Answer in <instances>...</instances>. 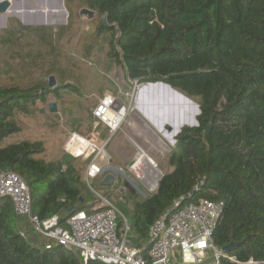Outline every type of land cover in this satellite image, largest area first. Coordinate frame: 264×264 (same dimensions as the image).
<instances>
[{
	"label": "trees",
	"instance_id": "obj_1",
	"mask_svg": "<svg viewBox=\"0 0 264 264\" xmlns=\"http://www.w3.org/2000/svg\"><path fill=\"white\" fill-rule=\"evenodd\" d=\"M78 1L80 10L95 13L88 50L108 34V58L121 68L128 86L161 82L198 104L197 126H183L175 136L167 159L171 171L153 194L122 213L131 245L144 255L153 223L174 200L184 197V204L189 196L190 201L224 203L212 235L216 247L232 246L228 256L239 262H264V0ZM16 23L8 22L0 43L18 46L31 35L48 46L52 59L59 55L50 28ZM48 65L41 78H32L35 66L17 80L0 83V171L22 178L34 215L41 220L56 216L64 227L92 200L73 159H36L45 151L39 141L2 145L18 132L15 112L27 115L49 94L74 90L57 59ZM50 76L57 79L54 89L47 86ZM44 246L15 215L11 200L0 199V264H81L76 252ZM220 264L235 263L222 259Z\"/></svg>",
	"mask_w": 264,
	"mask_h": 264
},
{
	"label": "rangeland",
	"instance_id": "obj_2",
	"mask_svg": "<svg viewBox=\"0 0 264 264\" xmlns=\"http://www.w3.org/2000/svg\"><path fill=\"white\" fill-rule=\"evenodd\" d=\"M7 1L8 9L4 14H0V38L3 37V31L9 27L10 20L17 26L16 22L22 24L21 20L28 24L25 26L50 28V41L59 52L53 59H57L66 72L74 90H62L57 95L49 94L45 100L36 101L30 106L27 115L15 112L12 121L16 124L18 132L5 138L2 145L39 141L43 143L45 151L35 158L54 162L60 156L66 155L59 149L63 138L71 132L69 130L84 124L91 128L94 108L105 94L114 95L121 104L129 108V115L121 130L106 146V152L113 154H110L112 161L107 172L116 177L115 185H91L96 192L115 204L121 213H130L134 202L153 194L156 190L149 191L145 183L135 178L131 166L136 157L140 152L145 154L160 175L170 172L167 159L175 147V136L181 127L189 126L191 117L194 121L197 100L187 98L177 91L174 96L163 87H146L145 95L139 97L141 86L146 84L135 90L126 84L121 68L108 58V34L101 36L88 50L90 36L96 27L95 14L91 18L80 14L78 0H61L64 9H67L68 1L71 14H61L59 11L52 13L50 9H57L54 0H49L52 5L50 9L41 5L40 0ZM47 1L43 0L44 3ZM41 12L52 22L51 25L37 24L36 18L42 17ZM15 25L11 27L17 30ZM49 52L48 46L39 43L38 39L31 35L22 38L18 46L0 43V83L17 80L23 77L25 71H31L35 66L37 68L33 70L32 78H41L43 70L48 69V64L53 60ZM55 81L57 83L56 78ZM50 103H55V113L50 112ZM101 131L105 133L98 128V132ZM100 134L103 139L106 137V133ZM73 161L82 178L84 164L78 160ZM83 186L92 196L90 203L94 202L93 193ZM123 186L124 190L117 191Z\"/></svg>",
	"mask_w": 264,
	"mask_h": 264
},
{
	"label": "built area",
	"instance_id": "obj_3",
	"mask_svg": "<svg viewBox=\"0 0 264 264\" xmlns=\"http://www.w3.org/2000/svg\"><path fill=\"white\" fill-rule=\"evenodd\" d=\"M140 85L132 82L133 90ZM129 115V108L112 94H106L92 111L93 124L84 134L71 131L66 136L62 151L73 160L84 164L81 183L95 196L86 211L73 215L66 226H61L56 216L41 220L31 211L29 190L17 174L0 171V199L9 198L15 215L25 222L30 233L45 241V249L59 245L76 252L81 264L98 261L103 264H220L222 259L235 264H264L249 259L239 262L223 253L212 242V235L222 216L224 203L200 198L182 203L184 197L172 202L171 208L151 226L146 253L130 243V225L127 218L106 196L92 188L108 175L111 157L106 152L110 140L121 130ZM98 128L105 131L103 139ZM131 166L140 182L150 185L153 177L146 169ZM114 187L115 176H113ZM158 180L153 189L157 187ZM102 187V186H100ZM124 186L119 190H124ZM198 186L194 188L197 190ZM25 237V231L19 232Z\"/></svg>",
	"mask_w": 264,
	"mask_h": 264
},
{
	"label": "water",
	"instance_id": "obj_4",
	"mask_svg": "<svg viewBox=\"0 0 264 264\" xmlns=\"http://www.w3.org/2000/svg\"><path fill=\"white\" fill-rule=\"evenodd\" d=\"M54 1H56V3H58V4H61V7L59 8L61 11H63L64 13L67 12L64 9L61 0H54ZM39 2L41 3V5H43V6L46 5V7L48 6L49 9L51 8L50 7L51 3H50L49 0L47 1V3H44L43 0H40ZM8 7H9V2L7 0H0V14H4L6 12V10L8 9ZM50 10L52 11L53 9H50ZM80 14L87 15L89 18H91V17H93V15L95 13L93 11L88 10V9H81L80 10ZM103 21H105V20L103 19ZM25 24L28 25L27 23H25ZM37 24H40V25H51V23H46V22H37ZM146 85H152V86H154V85H163V86L169 88L170 90L176 92L169 85H166V84L161 83V82L155 83V84H146ZM47 86H48L49 89H54L57 86V83L55 81L54 76H50L48 78ZM48 107H49V110H50L51 113H55L56 110H57L55 103L48 104ZM197 109H198V106H197ZM197 111H198L197 112V115H198L199 114V110H197ZM189 126L190 127L197 126V123L195 122V124H189ZM208 130H209V128H208ZM162 176L163 175H160V178L158 179V182L161 180ZM113 179H114V177L111 174L106 175L103 178V180L100 182V186H102V187L111 186V184L113 183ZM231 249H232V246H227V247L223 248L222 251H223V253L228 254Z\"/></svg>",
	"mask_w": 264,
	"mask_h": 264
},
{
	"label": "bare ground",
	"instance_id": "obj_5",
	"mask_svg": "<svg viewBox=\"0 0 264 264\" xmlns=\"http://www.w3.org/2000/svg\"><path fill=\"white\" fill-rule=\"evenodd\" d=\"M52 6V5H51ZM56 6H57V9H53L52 10V13H57L58 11L59 12H61V14L62 13H64L63 11H61L59 8L61 7V4H58V3H56ZM55 8V7H54ZM16 13H18V12H16ZM29 13V12H28ZM36 13V12H35ZM41 16L42 17H40V19L39 18H36V20L38 19V22H46V23H52L50 20H48L47 19V17H45V14H44V12H41ZM23 22V21H22ZM146 87H152V88H157V87H163V88H165V89H167V90H169L170 92H172V95H174V96H176L177 94H176V92H174V91H172V90H170L169 88H167V87H165V86H163V85H154V86H152V85H144L143 87L141 86V89L139 90V95H141V93H143L144 92V89L146 88ZM197 108V107H196ZM198 109H196V115H197V111ZM195 119H194V121H193V117H191V119H190V124H195ZM145 165H148V166H150L152 169L155 167V165L153 164V162L145 155V154H143V153H139V155L136 157V160H135V167H133V170L135 171L137 168H143V169H145L144 167H142V166H145ZM156 168V167H155ZM157 169V168H156ZM158 173H159V171H158ZM160 178V173H159V175H158V177H157V179L156 180H158ZM156 180H154L149 186H148V188L151 190V189H153L154 187H155V185H156Z\"/></svg>",
	"mask_w": 264,
	"mask_h": 264
},
{
	"label": "crops",
	"instance_id": "obj_6",
	"mask_svg": "<svg viewBox=\"0 0 264 264\" xmlns=\"http://www.w3.org/2000/svg\"><path fill=\"white\" fill-rule=\"evenodd\" d=\"M20 22L22 23V24H24V25H26L25 24V22H22L21 20H20ZM145 90H144V92L143 93H141V95L139 96V97H142V96H144L145 95ZM108 94V93H107ZM106 95V94H105ZM77 131V132H79V133H86L87 131H88V125H86V124H84L83 126H79L78 128H76V129H70L69 131ZM100 133H102L103 135L105 134L103 131H101ZM102 137V136H101ZM105 138V137H104ZM65 139H66V137H64L63 138V141H62V143L60 144V149H59V151H61L62 150V145H63V142L65 141ZM110 154H112L111 152H110ZM109 154V155H110ZM113 155V154H112ZM111 156V155H110ZM61 157V156H60ZM59 157V158H60ZM58 158V159H59ZM112 160V159H111ZM142 167H144L145 169H146V171L149 173V174H151V176L153 177V180L151 181V183L154 181V180H156L157 179V177H158V175H159V173H158V170L154 167L153 169L150 167V166H148V165H145V166H142ZM150 183V184H151ZM22 222H23V225L25 226V222L22 220Z\"/></svg>",
	"mask_w": 264,
	"mask_h": 264
}]
</instances>
